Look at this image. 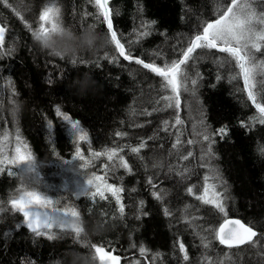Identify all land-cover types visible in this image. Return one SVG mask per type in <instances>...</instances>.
Listing matches in <instances>:
<instances>
[{
  "label": "trees",
  "instance_id": "obj_1",
  "mask_svg": "<svg viewBox=\"0 0 264 264\" xmlns=\"http://www.w3.org/2000/svg\"><path fill=\"white\" fill-rule=\"evenodd\" d=\"M9 2L13 8L0 3V22L5 28L3 54L0 55V142L11 158L17 146L18 132L21 141L27 145L26 151L31 152L35 159V172L42 181H46L48 173L65 169L63 174L68 182L62 179L53 183V208L74 207L89 225L101 215L110 222L107 231L91 236L89 246L79 250L92 251L90 246L94 244L106 253L120 256V264H206L202 259L204 255L215 262L226 253L231 255V261L226 264H264V257L248 245L229 250L214 240L206 251L193 228L181 220L182 210L189 204L193 206L191 215L199 217L195 223L217 222L211 205L201 204L185 191L188 186L196 185L194 191L199 194L203 177L208 172L207 168L199 166L200 161L196 159L200 154L198 146L186 143L192 139L193 122L199 119L196 102L181 93L178 115L184 122L182 125H174L171 109L152 112V115L141 114L144 109L152 111L154 105L150 101L156 93L150 86L158 87L161 78L135 61L119 56L114 45L99 52L95 58L84 54L75 66L66 60L40 53L33 44L28 25L35 29L37 17L46 3H56L61 8L65 25L77 31L81 27L95 25L99 32L107 34L106 23L94 19V2ZM109 6L114 29L125 44L126 52L130 49L134 57L145 62L155 59L159 66L163 61L152 56L153 51L162 52L165 58H173L172 47L177 45L178 38L182 40L185 35H192L198 19L214 18L211 15L213 0H109ZM141 7L142 12L139 11ZM141 19L156 23L152 26L151 35L136 40ZM130 41L134 42L130 44ZM114 55L116 60L111 62L104 58ZM217 55L225 54L210 50L197 62V70L202 77L197 95L204 109V119L212 130L221 126L229 129L223 138L215 137L213 150L217 159L212 163L218 166L229 185L232 197L227 201L229 217L245 223L251 220L257 226L256 230L264 233V155L258 151V146L264 145V125L241 126V121L248 124V118L256 115V109L247 100L246 93L239 90L243 88V80L229 83L227 69L218 70L212 62ZM218 71L222 77L219 81L216 78ZM85 72H90L98 85L95 93L90 92L81 98L67 85ZM185 99L191 103V111L185 107ZM17 102L20 108L13 112L12 104ZM56 106L81 122L88 133L87 140L76 141V130L56 116ZM48 120L54 122L53 129L47 128ZM165 120L169 121L167 131L162 126ZM69 130L75 137L73 142L66 135ZM117 132L121 135H116ZM3 133H7L6 138ZM176 135H180L181 145L178 148L181 153L193 151L194 156L187 161L178 159L176 150L172 148ZM142 141L146 143L145 148L139 154L132 153L131 147H138ZM77 144L83 161L76 156ZM111 149L124 157L132 168L131 173L123 168L111 171L114 161L103 154ZM94 153L101 155L94 156ZM138 156H143L144 160H139ZM156 161L162 166L153 167ZM85 162L87 167L83 166ZM68 164H73L75 167L70 168L75 169L67 170L65 165ZM143 165H147V169ZM170 166H173L171 170ZM184 167L190 171L181 177L179 172ZM17 170L14 165L8 164L0 171V264H48L67 247L78 245H73L71 234L55 229L52 230L55 239L37 237L27 227L23 214L12 209L9 202L12 194L18 190H35L37 186L34 183L25 187L19 183ZM93 174L103 177L108 184L123 188L120 193L125 206L123 215L119 213L111 192H105V200H100L98 196L93 200L86 195L90 191L88 176ZM149 177L156 185L155 189L146 182ZM161 189L166 191L163 201L152 194ZM165 207L172 215L164 214ZM178 240L188 251V262L182 261V254L174 248ZM141 247L146 249L143 255L139 251Z\"/></svg>",
  "mask_w": 264,
  "mask_h": 264
},
{
  "label": "snow or ice",
  "instance_id": "obj_2",
  "mask_svg": "<svg viewBox=\"0 0 264 264\" xmlns=\"http://www.w3.org/2000/svg\"><path fill=\"white\" fill-rule=\"evenodd\" d=\"M93 2L96 8L94 19L100 23H106L107 34L111 37V45H114L116 53L125 60H134L136 64L142 65L143 68L150 70L161 78L158 87L150 86L154 87L156 93L150 101L154 105L152 111L144 109L141 114L152 115V112L171 109L173 111L172 119L174 120V125H182L184 122L178 115L181 105V93L186 94L187 97L196 102V111L199 119L193 122L191 130L192 139L187 140L186 143L198 146L200 154L196 159L200 161L199 166L207 168L208 172L203 177V185L200 188L199 194L194 191L197 187L196 185L188 186L185 191L187 194L195 196L201 204L211 205L216 212L217 222L215 224L195 223L199 217L191 215L190 209L193 206L189 204L184 206L181 220L193 228L195 235L200 237L201 246L206 251L211 247L212 241L215 240L219 244L227 246L229 250L233 248L239 249L241 246L248 245L250 249H257V254L264 257V243H262L264 241V233L258 232L256 230L257 226L251 220L248 223H244L240 219L229 218L227 201L232 198L229 193V185L223 179L218 166L212 163L217 159L216 153L213 150L216 142L215 137L220 136L223 138L228 134L229 129L227 126H221L215 130L211 129V126L204 119V109L197 95L199 81L202 79L201 74L197 70V62L210 50L223 53L225 54L223 56H214L212 62L217 66L218 70L227 69L229 83L237 79L243 80V88L239 90L246 93L247 100L251 101L256 109V115L248 118V124L241 121V126H254L256 123L264 125V0H226V2L225 0H213L211 15L214 18L198 19L197 25L193 28L192 35H185L182 40L178 38L177 45L179 46L173 45L172 47L173 58H165L164 54L160 51H153L151 53L152 56L162 59V66L157 65L155 59L151 62H145L143 59L134 57L130 49L126 52L125 44L117 38V31L113 30L112 10L108 7L109 0H89V3ZM0 3L8 8H13L9 0H0ZM13 10L15 11V9ZM142 10V7L139 8V11L142 12ZM84 15L91 14L85 13ZM59 22H63L61 8L56 3H46L42 13L37 17L35 29L33 30L31 25H28V29L33 35L37 30L46 32L49 28L55 29ZM155 23L156 21L154 20L141 19L140 30L136 31V40H142L151 35V29ZM92 26L95 27V25ZM4 31L5 29L0 27V55L3 54ZM133 42L130 41L129 43ZM197 50H201V52L198 53ZM104 58L109 59L110 62L116 60L115 55L111 57L105 56ZM81 63H84V61H81ZM71 64L74 65L73 63ZM58 78L60 77L58 76ZM216 78L217 81L222 79L219 71ZM48 82L51 83L50 78ZM212 86L214 87V85ZM0 91H2V85H0ZM185 107L190 111L192 109V105L188 99H185ZM55 114L63 121L70 123L76 130L77 142L88 139V133L81 126L79 120H74L68 114L62 112L60 106L55 107ZM168 125L169 121H163V130L167 131ZM53 127L54 122L48 120L47 128L53 129ZM3 135L5 138L7 137V133H3ZM116 135H121V133L117 132ZM16 143L14 155L9 158L2 146V142H0V171H3L5 165L11 164L17 168L18 165L28 161L32 163H29L27 166L35 173V159L31 152H28L27 155L22 153L21 149H26L27 145L21 141L18 132ZM180 145V135H176L172 148L176 150L178 159L187 161L194 156L192 150L187 151V153H181L178 148ZM145 146L146 143L142 141L138 147H131V152L139 154ZM258 151L261 155H264V145L258 146ZM103 154L107 156L108 160L114 161L111 167L112 172L120 168L125 169L128 173L132 172L129 163L123 156H118L115 149L105 150ZM93 155L98 156L101 153H94ZM76 156L79 160H84L78 144ZM138 159L143 161L144 157L138 156ZM83 166L87 167V162ZM143 166L147 169V165ZM161 166L159 161L153 164V167ZM172 167L170 166V170ZM189 171L188 167H184L179 172V175L184 177V174ZM36 180H38L37 177ZM209 181L212 182L209 183ZM87 182L90 185V191L86 193L88 197L94 200L98 196L100 200H105L107 199L105 192H111L118 205L119 213L123 215L125 206L121 202L122 197L120 193L123 191L122 187L108 184L103 177L94 174L88 176ZM146 182L152 185L153 189L156 188L151 177ZM152 194L157 200L163 201L166 191L161 189L160 191H153ZM9 202L13 210L23 214L27 227L37 237L46 236L49 240L55 239L56 235L52 231L53 229L60 233L72 234L75 232L77 235L79 234L80 229L72 223V218L80 214L74 207L65 209L49 208L48 206L52 203L49 198L42 196L39 191L27 189L18 190L12 194ZM142 206L143 201L140 202V207L142 208ZM144 214L146 215V213ZM164 214L170 216L172 212L165 207ZM197 229L199 230L196 231ZM90 247L99 257L101 264H108L109 261L116 262L119 260V257L108 255L101 247L94 244ZM174 248L178 249L179 253L182 254V261H189L188 251L182 241L178 240L174 244ZM139 251L143 255L146 249L141 247ZM202 259L206 264H226V262L231 261V255L226 253L222 258H217L215 262L207 255H204Z\"/></svg>",
  "mask_w": 264,
  "mask_h": 264
},
{
  "label": "clouds",
  "instance_id": "obj_3",
  "mask_svg": "<svg viewBox=\"0 0 264 264\" xmlns=\"http://www.w3.org/2000/svg\"><path fill=\"white\" fill-rule=\"evenodd\" d=\"M33 44L42 54L66 60L74 65L82 59L84 54L95 58L99 52L111 45L109 34L99 32L96 27L89 25L79 31L75 30L63 22H59L55 29L49 28L48 31L37 30L32 35ZM98 82L93 79L90 72H85L75 77L67 86L74 90V94L84 98L90 92L95 93ZM102 87V86H101ZM20 108L19 102L12 104V111L16 112ZM25 161L22 164L26 167L17 166V178L19 183L28 187L36 182L33 171L27 166ZM36 163V162H35ZM79 229V234H71L73 245L67 247L61 255L48 261V264H101L99 257L92 251H80L79 248H87L88 241L93 235L101 234L108 230L110 222L105 221L103 216L89 222L83 218L82 214L72 218Z\"/></svg>",
  "mask_w": 264,
  "mask_h": 264
},
{
  "label": "rangeland",
  "instance_id": "obj_4",
  "mask_svg": "<svg viewBox=\"0 0 264 264\" xmlns=\"http://www.w3.org/2000/svg\"><path fill=\"white\" fill-rule=\"evenodd\" d=\"M82 154V151H80ZM23 154L26 155L25 152H22ZM23 165V164H22ZM21 165V166H22ZM24 167H26V165H24ZM70 167H75L73 166V164H68L65 165V168H67V170H74L75 168H70ZM65 171V169L61 168L59 171L54 170L51 173H48V177L46 179V181H42L40 179V176L37 172L34 173V175L37 177L38 180H36V185L38 186L37 189H35L36 191H39L41 193L42 196H45L47 198H49L52 201V194L51 192H53L55 190V187L53 186V183L55 182H60L62 179L64 180V182H68L67 178L64 176L63 172ZM49 208H53L52 207V203L48 206ZM114 264H119L118 262H115Z\"/></svg>",
  "mask_w": 264,
  "mask_h": 264
},
{
  "label": "bare ground",
  "instance_id": "obj_5",
  "mask_svg": "<svg viewBox=\"0 0 264 264\" xmlns=\"http://www.w3.org/2000/svg\"><path fill=\"white\" fill-rule=\"evenodd\" d=\"M109 8H110V6H109ZM66 135H67L70 142L74 141L75 137L70 130L66 132Z\"/></svg>",
  "mask_w": 264,
  "mask_h": 264
},
{
  "label": "water",
  "instance_id": "obj_6",
  "mask_svg": "<svg viewBox=\"0 0 264 264\" xmlns=\"http://www.w3.org/2000/svg\"><path fill=\"white\" fill-rule=\"evenodd\" d=\"M108 7H109V4H108ZM0 27H3L2 24L0 23ZM113 30H114V26H113ZM118 38V37H117ZM232 219H238V218H232ZM242 221V220H241ZM243 222V221H242ZM245 223V222H244ZM110 256H113V255H110ZM117 257V256H116ZM119 257V256H118ZM120 259V257H119Z\"/></svg>",
  "mask_w": 264,
  "mask_h": 264
}]
</instances>
